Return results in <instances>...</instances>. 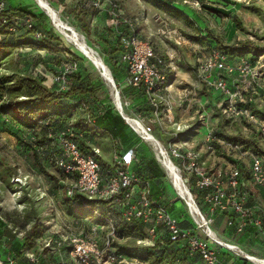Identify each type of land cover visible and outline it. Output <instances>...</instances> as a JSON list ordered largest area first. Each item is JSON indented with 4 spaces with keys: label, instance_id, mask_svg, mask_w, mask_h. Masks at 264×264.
Here are the masks:
<instances>
[{
    "label": "rangeland",
    "instance_id": "rangeland-1",
    "mask_svg": "<svg viewBox=\"0 0 264 264\" xmlns=\"http://www.w3.org/2000/svg\"><path fill=\"white\" fill-rule=\"evenodd\" d=\"M116 1L130 19L131 28L140 38L148 40L153 45L157 53L164 57L167 66L173 73V84L166 95L175 100L171 104L174 120L179 122V118L185 116L188 118L195 114L196 119H193V122L197 124V115L203 109L206 112L207 120L198 131L202 134V138L211 128L219 133L220 130H223L228 135H246L245 125L222 120L211 106L214 94L211 95L197 81L196 59L206 56L212 47L218 46L212 39L207 38L209 34L225 47L236 48L241 46L243 42L250 41L257 44V48L264 52V0H203L206 7L223 11H236L243 25V31L236 29L231 20L222 13L209 11L196 0H166L174 7H186L189 11L191 10L189 16L197 24L201 35L188 27L182 19L173 17L164 9L158 8L150 2L144 0ZM251 6H255V9H248ZM3 8L5 9V6ZM67 13V11L62 13L60 20L84 38L86 45L105 63L112 75L113 60L117 58V54L113 50L115 38L109 30L112 23H104L103 25L108 24L106 29L102 27L97 29L92 22L93 17H89V21L85 19V16L80 15L71 19L68 18ZM0 14V42L2 40H17L16 42L19 44L18 47L14 48L10 61L7 60L0 65L1 73L11 74V71L14 70L21 75H30L41 80L46 87L59 92L63 85L57 84V78L66 71H71L67 77L76 75L78 72L85 78V83L93 81L100 89L98 98H100L101 105L98 104V110H104L108 107L116 110L112 99L114 89L112 91L91 62L74 45H71L72 43L64 39L49 17H46L42 41L46 40L51 46H55L58 50L56 52L37 46L33 35L25 29L23 18L18 16L15 18L13 17L15 15L11 14L6 16L7 13H2V11ZM89 14L91 13L89 12ZM186 35L191 38H201L202 42L187 39ZM207 42H210L211 46H208ZM73 79L71 81L66 80V82L70 84ZM114 84L118 91L116 83ZM184 89H191L192 94L186 101L179 103L177 96ZM3 94L4 91L0 87V103L3 100ZM246 96L250 98L251 92L246 93ZM255 97L252 95V98ZM119 99L127 116L143 118L133 103L122 99L120 96ZM88 100L95 103L92 98H88ZM151 127L154 137L164 136L162 142L158 141L163 147H166L168 136L167 134L164 135L163 132L170 133L173 128L167 118L162 117L160 123L156 122ZM31 139L32 133L0 113V160L19 174L18 179H10L9 187L0 183V219L14 234L13 241L10 243L3 241L0 247V264H5L6 261L14 262V259L12 260L14 254H12L11 248L14 243L22 246L34 217L38 219L36 231L40 234L33 240L31 248H25L22 251L19 247L22 257L33 262L40 257L50 264H55V262H57L56 264L60 262L62 264H78L74 255L75 246L82 242H93L96 244L98 255L93 256L92 261L94 264H102L105 255L109 252L105 247V241L113 233L114 228L116 234L114 231V236L110 238L112 250L118 251L116 245L120 244H128L130 247L139 249L138 240L141 233H144L143 228L140 233L133 231L128 234V230L131 228L123 225L122 220V223H119L121 226L116 227L114 221H99L90 216L81 218L66 211L65 203L61 198L63 190L58 186L60 175L43 158L38 160L36 164L32 155L35 146ZM194 141L198 144L201 143V135L197 134ZM145 149L148 155L153 154L152 147L145 146ZM241 160L246 165L249 164L248 157L242 156ZM173 162L177 166L176 161ZM181 176L184 180L182 173ZM13 182L15 183L13 184ZM158 185L163 197L162 200L158 201L159 203L165 201L166 205H174L176 209L188 212L184 201L173 191L166 174ZM185 185L188 190L192 191L190 184L185 183ZM119 209L120 207H114L117 213ZM118 217L120 220V216ZM130 257L125 256L122 261L116 264H130L133 261Z\"/></svg>",
    "mask_w": 264,
    "mask_h": 264
},
{
    "label": "built area",
    "instance_id": "built-area-1",
    "mask_svg": "<svg viewBox=\"0 0 264 264\" xmlns=\"http://www.w3.org/2000/svg\"><path fill=\"white\" fill-rule=\"evenodd\" d=\"M78 6L87 11L107 13L115 28L120 25L132 27L130 19L116 0H79ZM3 7L4 5L0 4V11L4 10ZM24 23L27 30L32 29L30 19H26ZM33 37L40 39L41 34L34 32ZM119 44V61L127 70V76L120 88L141 89L154 110V119L151 121L131 117L141 126V133L136 132L126 120L125 123L142 142L152 145L151 142L155 141L161 144L154 137L151 126L156 122L160 123L162 117L167 118L173 128L167 133L166 147L161 144L162 148L172 162L176 161L179 173L183 174L184 183L202 193L205 210H200L189 190L201 221L198 223L188 211L196 229L181 227L166 207L152 198L149 183L142 181L132 172L133 166L138 164L134 149L116 153L112 163L113 170L104 176L95 158L79 149L74 140L76 133L71 126L57 134L56 145L59 153L52 157L54 167L61 172L65 180L66 194L72 197L79 193L88 201H111L120 206L119 216L124 224L143 226L145 238L140 242L142 246L155 249L168 241L178 245L179 249L186 246L188 255H199L203 264H234L233 261L218 258L217 251L221 248L240 258V264H264V259L245 254L237 245L219 241L210 228L214 215L219 212L230 217L228 226L237 222V234L242 233L248 225H254L264 237V220L261 219L264 218V204H247L250 199L247 191L248 179L258 188H264V156L245 149L243 145L220 139L211 128L204 135L203 150L214 154L219 147L232 157L224 168L206 170L198 151L179 145L178 135L188 126L177 124L172 116L171 104L175 100L166 94L172 87L173 73L164 57L157 53L148 40L140 38L134 32L128 36L119 33ZM68 73L71 71H66L56 80L57 84L63 85L59 92L68 89ZM195 73L197 81L211 95L214 94L211 106L218 116L222 120L245 125L246 134L253 135L257 145L264 151V56H259L254 61L252 55L230 57L220 50H210L206 56L196 59ZM114 91L119 97L116 86ZM249 91L251 96L247 98L246 93ZM191 94V89H184L178 94V101H186ZM252 95L256 97L252 98ZM197 119L196 127L200 128L206 123L207 115L203 109ZM93 152L99 154L97 148H93ZM242 156L248 157L249 164L242 162ZM245 166L246 173L243 169ZM113 236L114 229L105 241L109 252L102 264H116L124 258L112 250L110 238ZM74 252L78 264H94L92 257L98 255L96 244L93 242H82L75 246Z\"/></svg>",
    "mask_w": 264,
    "mask_h": 264
},
{
    "label": "trees",
    "instance_id": "trees-1",
    "mask_svg": "<svg viewBox=\"0 0 264 264\" xmlns=\"http://www.w3.org/2000/svg\"><path fill=\"white\" fill-rule=\"evenodd\" d=\"M78 1L79 0H77V2ZM144 1L150 2L154 6L164 9L175 18L182 19L188 27L196 31L198 35H201V31L196 26L197 24H195L193 19L189 16L191 10L189 11L188 8L174 7L167 3L166 0ZM196 1L209 11L222 13L225 15V17H228L231 20V23L236 29L243 31V25L236 11L217 10L216 8L214 9L206 7L203 0ZM254 7L255 6H251L248 9H255ZM73 10L76 17L79 15L85 16V19L88 21L89 17L94 18L99 14L97 11H87L85 9H81L79 6H76L73 8ZM89 12L91 14H89ZM2 13H7L6 16L9 14L15 15L13 17L16 18L18 16L24 20L30 19L32 22V29H25L32 35L34 32H39L41 34L40 39H36L32 36L34 41L37 42V46L39 48L44 47L51 49L55 52L58 51L55 46H51L46 40L42 41V32L47 20L43 13L35 15L33 14L32 10L24 7L14 11V13H11L5 8ZM102 17L103 18H101L95 24L97 29L99 28L98 24L101 21H108L112 23L111 18L107 13H104ZM106 28L107 26L104 29ZM85 30L87 29L85 28ZM109 30L113 33L115 38L113 50L115 51V54H117V58L113 60L112 76L114 83H116L118 87L119 96L122 99L129 100V102L133 103V106H135L136 110H138V112L140 111L139 114L141 113V116L147 121H151L154 119V110L148 104L142 90L132 87L120 88V85L127 76V70L126 66L119 61V55L121 53L119 33H121L123 36H128L132 32H134L136 35L138 34L130 26L120 25L118 28H115L113 23ZM206 34L208 35L209 33ZM186 37L187 39H194L193 41L196 42H202L201 38L198 37L191 38L188 35H186ZM207 38L212 39L218 45L216 47H212V50H220L230 57H247L248 55H252L253 60L255 61L259 56H264L263 50L258 49V45L250 41L243 42L241 46L236 48H230L222 46L221 42L213 38V36L210 34L207 36ZM206 40L208 41V39ZM16 41L17 40H2L0 42V65L5 63L7 60L10 61L14 48L18 47L19 45ZM207 43L209 46L210 42ZM71 79H73V82H70V84L67 83V91L57 92L55 89L52 90L46 87L41 80L33 76L21 75L14 70L11 71V74L0 72V87L4 91L3 100L0 103V113L14 120L21 128H24L28 132L32 133L31 141L35 146L34 150H32V155L36 164L38 163V160H42L41 158H43V160L48 161L54 167V164L52 163V157L56 153H59V149L56 145L57 134L66 127L71 126L76 133L74 140L76 141L79 149L83 153L90 154L95 158V160L101 166L102 174L105 176L113 170V164L109 165L103 162L99 156L93 152V148H96L94 141L95 135L97 133L96 129H104L107 132L105 134H107L114 142L119 141V139L125 141L127 138H135L136 135L132 132V130L125 123L124 119L118 114V112H116V110L114 111L110 107L105 108L104 110H98V104L101 103L100 98H98L100 89L93 81L90 83H85V78H83L78 72L76 75H70L67 77V81H71ZM88 98H92L95 103L89 102ZM97 100L99 101L97 102ZM66 114L68 115L66 116ZM216 136L224 141L243 145L245 149L264 156V151L257 145L253 135H228L223 130H220V133L216 132ZM130 149L132 148L126 150ZM120 152H124V150L122 151L118 148L116 153ZM143 160L144 158H139V163L134 165L132 168V172L139 179L145 181V179H142V177H147L148 175H150L151 179L164 176V173L159 169L155 159L151 158L147 162H144ZM55 170L60 175L58 186L61 190H63L61 198L65 203V209L69 214H75L81 218L89 216L95 217L99 221L110 220L111 222L114 221L116 227L121 226L119 223L122 222L118 217L120 215L121 208L119 209L118 213L114 210L115 206L118 208L120 206L112 203L111 201H88L86 197L79 193H75L72 197H68L66 194L67 186L64 182L65 180L61 172H59L56 168ZM18 176L19 174H17V171L13 170L2 160H0V183L2 185L9 187L10 179H18ZM14 183L15 182H13V184ZM191 193L196 204L200 205V210H205V206L203 205L202 201V193L194 189H192ZM164 203L165 201L163 203L161 202L160 204L165 205L167 211L175 217L171 207L172 205L169 206ZM33 219L34 221L32 226L27 232V236H25L22 246L20 244L14 243V246L11 248V251H13L12 254H14V257H12L14 262L9 263L6 261L5 264H50L40 257H38L35 262L29 260L26 257H22L21 250L23 251L25 248H31L33 246V240L40 234L38 231H36L38 219L37 217H34ZM123 225L131 228L128 230V234H131L133 231H138L140 233L141 229L143 228L141 224L128 225L123 223ZM114 231L116 234L115 228ZM144 238V233H141L138 240V245L140 246L139 249L130 247L128 244H120L116 245L118 251L115 252L118 255L125 257L135 255L138 250H141L143 255L139 259L145 261L147 264H197V261H201L199 255L189 256L186 246H183L181 249H179L178 245H174L167 241L163 245L159 246V248L157 247L152 249L141 245L140 242L143 241ZM13 240L14 234L0 219V247L2 246L3 241L10 243ZM19 247H21V250ZM56 263L57 262H55V264ZM58 264L62 263L60 262Z\"/></svg>",
    "mask_w": 264,
    "mask_h": 264
},
{
    "label": "crops",
    "instance_id": "crops-1",
    "mask_svg": "<svg viewBox=\"0 0 264 264\" xmlns=\"http://www.w3.org/2000/svg\"><path fill=\"white\" fill-rule=\"evenodd\" d=\"M46 1L47 5L53 9L56 14L59 16V19L62 15V13L68 12L67 15L68 18H75L76 15L74 13L73 8L78 6L77 0H44ZM0 4H3L5 8L10 11L11 13H14V11H17L20 8H29L32 10L33 14L39 15L40 13H43L46 17L47 13L43 8H39L35 0H0ZM56 6L57 9H56ZM45 11V12H44ZM104 15V13H99L93 18V23L96 24L97 21H99ZM50 18V17H49ZM53 22V21H52ZM108 21H101L99 22V28H105L108 24L103 25L104 23H107ZM180 103V102H179ZM184 105V104H183ZM117 111V110H116ZM118 112V111H117ZM118 114L121 116V114L118 112ZM193 119H196V115L193 114L192 116L186 118H179V122H176L179 125H185L188 126L187 129L183 130L179 133V145L182 148H189L195 151H198L201 155V161L204 163V168L209 171H213L215 169L224 168L226 165H228V162H230V158L227 154H225L221 148L217 147L216 152L214 154H208L203 150V138L202 134L198 133L200 129L203 127H196L197 125L195 122H193ZM197 123V122H196ZM155 124V123H154ZM199 128V129H196ZM197 130V131H196ZM96 135H95V146L99 150V158L111 165L113 163V158L116 154V150H126L129 148H132L135 150L136 156L138 157V163L139 158H144V162H147L151 158L155 159L157 162L159 169L161 172H164L163 168L161 167L160 163L158 162L157 158L154 156V154L148 155L146 153L145 146L152 147V145L144 143L140 140V138L136 135V137L127 138L125 141L120 140L119 141H112L109 136L105 133H107L104 129H96ZM164 135L167 134L166 132H163ZM162 134V133H161ZM201 135V143H196L194 141V137L196 135ZM155 138L162 142V139L164 138L163 135H159L158 137L155 136ZM186 144V145H185ZM153 151V147H152ZM227 160V161H226ZM232 160V159H231ZM142 163V162H141ZM247 166H245L244 173L247 172ZM142 179H145L146 182L149 183L150 186V195L152 198H154L157 202L162 200V193L159 191L158 184L163 179V176L150 178V175L147 177L143 176ZM247 191L249 192L250 199L248 200V206H254L255 205H263L264 204V188H258L255 186L251 180H247ZM159 203V202H158ZM160 204V203H159ZM165 206V205H164ZM171 206V205H170ZM166 207V206H165ZM173 209V213L177 220L180 223V226L186 229H196L195 224L191 220V218L188 215V212H182V210H178L174 207V205L171 206ZM185 213V214H184ZM184 214V215H183ZM255 217H257V214H255ZM230 219L229 216L224 215L223 213H216L213 217V221L210 224L211 230L214 232L216 238L223 242V243H229L234 244L239 247L240 250H242L245 254L253 256L258 259H264V237L259 233V230L254 225H248L244 231L240 234H237L235 232V223L232 226H228L227 222ZM264 220V218H261ZM136 256H131L132 262L130 264H147L145 261L140 260L139 258L143 255L141 250H138L137 253H135ZM218 258L223 261H233L234 264H240V258H236L232 252H229L225 249L219 248L217 251ZM139 259V261H137ZM140 262V263H138ZM197 264H203L201 261H197Z\"/></svg>",
    "mask_w": 264,
    "mask_h": 264
},
{
    "label": "bare ground",
    "instance_id": "bare-ground-1",
    "mask_svg": "<svg viewBox=\"0 0 264 264\" xmlns=\"http://www.w3.org/2000/svg\"><path fill=\"white\" fill-rule=\"evenodd\" d=\"M35 1L40 9L43 8L46 11L50 19L55 24L58 32L64 37V39L72 43L71 45H74L76 49L91 62V64L99 72L100 76L101 77L103 76L102 78L108 83L109 87L112 90L113 89L112 83H114V81L110 73V70L105 65V63L98 57V55L86 45L84 38L81 35H79L73 28L63 23L59 19V16L56 14V12L47 5L46 1L44 0H35ZM112 93H113L112 99L115 109L134 128L136 132L141 133V126L138 125L136 122H134L133 121L134 119L132 120L131 117L125 114L119 97L116 96L115 91H113ZM151 144L153 147V154L157 158L166 176L170 180L173 191H175L176 195L182 201H184V203L188 208V211L194 216L195 220L199 223L201 219L200 216L198 215V209L191 200L190 192L187 186L185 185L177 166L173 164V162L167 156L161 144L155 141H152Z\"/></svg>",
    "mask_w": 264,
    "mask_h": 264
},
{
    "label": "water",
    "instance_id": "water-1",
    "mask_svg": "<svg viewBox=\"0 0 264 264\" xmlns=\"http://www.w3.org/2000/svg\"><path fill=\"white\" fill-rule=\"evenodd\" d=\"M47 16H48V14H47ZM103 77V76H102ZM112 87H113V89L115 88V84L114 83H112ZM125 120V119H124ZM190 197H191V195H190Z\"/></svg>",
    "mask_w": 264,
    "mask_h": 264
}]
</instances>
